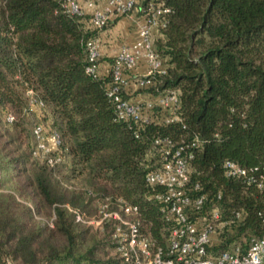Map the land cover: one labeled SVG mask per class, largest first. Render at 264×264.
Masks as SVG:
<instances>
[{
  "label": "trees",
  "instance_id": "trees-1",
  "mask_svg": "<svg viewBox=\"0 0 264 264\" xmlns=\"http://www.w3.org/2000/svg\"><path fill=\"white\" fill-rule=\"evenodd\" d=\"M146 1L136 0L138 13ZM62 2L0 0V111L15 112L11 122L18 130L17 115L27 113L31 96L43 100L65 154L55 166L34 164L32 130L29 150H23L18 134L0 126V257L16 264H134L106 249H115L116 220L98 225L105 226L103 233L86 223L99 218L97 199L104 195L137 205L130 217L137 216L140 229L164 245L166 224L149 196L157 187L145 181L158 136L176 143L200 138L191 178L206 192L204 210L215 201L222 218L232 219L210 248L245 247L262 235L263 193L226 176L222 163L230 158L264 171V0H164L171 11L154 44L166 72L140 89L152 95L176 89L181 120L144 124L118 118L107 93L109 68L97 75L86 70L85 40L95 32L90 14L70 13ZM113 58L107 57L109 63ZM121 94L129 98L125 88ZM67 158L66 176L83 175L85 186L65 182L59 166Z\"/></svg>",
  "mask_w": 264,
  "mask_h": 264
},
{
  "label": "built area",
  "instance_id": "built-area-1",
  "mask_svg": "<svg viewBox=\"0 0 264 264\" xmlns=\"http://www.w3.org/2000/svg\"><path fill=\"white\" fill-rule=\"evenodd\" d=\"M62 1L70 13L87 11L90 14L88 26L95 32L85 40L89 61L86 70L97 75L103 71L98 62L101 56L98 31L114 17L137 11L136 0ZM170 11V6L164 0H147L138 22L137 37L129 44H122L108 66L111 82L107 93L113 97L120 119L137 124L181 120L176 89L165 88L146 100H132L121 94L127 78L132 77L143 88L155 84L157 76L166 72V63L155 48L154 36L157 29L165 26ZM140 60L145 63L146 69L142 74H137L134 69ZM28 92L33 93L31 89ZM30 103L41 107L44 105L43 100L33 96ZM13 118L12 113L6 114L7 121L11 122ZM31 130L34 157L50 166L65 160L62 136L56 128L35 121ZM199 143L197 135L178 143L169 137L158 136L154 139L157 153H151L155 159L146 172L145 181L157 187L149 196L159 204L166 224L164 245L155 243L150 234L140 229L137 216L130 217L138 212L137 205L121 196L104 195L97 199L100 216L87 221L100 225L109 219L116 220L112 238L115 250L125 261L134 264H264V232L251 237L245 247L237 243L218 250L210 248L221 240L224 229L231 225L232 219L222 218L221 209L215 201L204 210L206 192L199 180L191 178V159ZM222 166L226 176L241 178L245 183L253 184L264 198V171L257 165L244 166L227 158ZM219 197L220 193L216 198ZM113 198L117 208L109 209ZM242 214V210L236 211V219H241ZM261 224L264 230V217ZM5 261L6 264H13L8 257Z\"/></svg>",
  "mask_w": 264,
  "mask_h": 264
},
{
  "label": "rangeland",
  "instance_id": "rangeland-1",
  "mask_svg": "<svg viewBox=\"0 0 264 264\" xmlns=\"http://www.w3.org/2000/svg\"><path fill=\"white\" fill-rule=\"evenodd\" d=\"M135 11V10H134ZM111 25V20L109 21V23L105 26L108 27ZM104 27V28H105ZM155 37H159V34L156 32L155 33ZM139 90H142L139 88ZM27 113H23V115L18 116V121H20V126L18 128V130L16 129V125L13 122H9L6 120V114L7 113H12L14 115L15 112L10 110V109H4L2 111H0V126L2 127V129L7 132L8 134L12 133V134H18V139L17 142H20V148L21 149H27L29 150V144L31 143L32 140V136H31V127L33 125V123L35 121H42L44 124H46L47 126H52L51 122H52V117L50 114V110L48 106H38L36 104H31L30 100H29V104L27 106ZM30 162L34 163V164H41V160L38 158H34L32 157V155L30 154L29 156ZM70 166V162L69 159L67 158V161L65 163H63L62 165L59 166V171L60 174L65 176V182L68 185H71L75 188H80L84 185V177L83 175H77V176H71V177H67L66 174H68L70 172L69 167ZM40 220L42 221V223L46 222L49 223L51 225V220L47 217H40ZM89 220V219H88ZM86 223L91 225L93 228H95L96 230H98L100 233H103L105 231V226H103L102 228L98 227V225H95V223H89L86 220ZM106 249L109 250V252L113 253L115 251V249L112 246H106ZM214 250V249H213ZM6 258L7 257H0V264H6ZM11 259L13 264H16L17 261L12 258V257H8Z\"/></svg>",
  "mask_w": 264,
  "mask_h": 264
},
{
  "label": "crops",
  "instance_id": "crops-1",
  "mask_svg": "<svg viewBox=\"0 0 264 264\" xmlns=\"http://www.w3.org/2000/svg\"><path fill=\"white\" fill-rule=\"evenodd\" d=\"M83 2V0H79ZM142 18V14L133 11L127 15H119L111 20V25L102 28L98 31L101 44L100 50L103 59L100 62V67L105 70L109 66L107 57H113L122 44H129L135 40L138 33V22ZM145 63L140 60L134 72L142 74L145 71ZM139 86L135 83L132 77L127 78L125 92L128 93L132 100H146L153 95L147 91L139 90Z\"/></svg>",
  "mask_w": 264,
  "mask_h": 264
}]
</instances>
